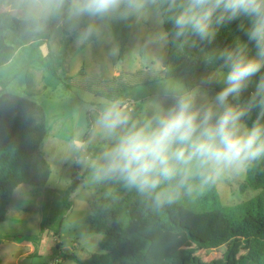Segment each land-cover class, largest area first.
I'll list each match as a JSON object with an SVG mask.
<instances>
[{
	"label": "rangeland",
	"instance_id": "rangeland-1",
	"mask_svg": "<svg viewBox=\"0 0 264 264\" xmlns=\"http://www.w3.org/2000/svg\"><path fill=\"white\" fill-rule=\"evenodd\" d=\"M2 12L19 17L13 11L12 0H0ZM90 23L98 26L99 37L83 44L76 38L66 50L63 72L69 77V88L40 64L46 53L45 44L22 47L0 70V93L27 97L43 109L47 128L40 149L50 168L44 186L21 184L15 189L5 219L0 222V264H75L64 254L73 253L84 260L97 252L100 235L93 231L94 210L110 207L117 200L122 182L95 179L91 161L110 144L95 128L99 110L106 102L120 99L127 104L133 119L149 117L157 106L167 108L174 92L196 87L201 78L212 72L206 62H189L185 66L184 61L190 59L181 46L185 39H174L169 34V42L163 47L145 45L148 36L164 31L159 7L127 21L85 18L78 28L72 29L63 20V27L71 33ZM222 30L220 35L224 37ZM197 47L200 55L205 53L201 46ZM202 65L207 70L199 71ZM26 73L31 82L25 80ZM28 84L29 94L25 92ZM220 87L213 84L202 91L211 97ZM73 175L76 189L70 195L69 210L62 213L59 198L69 188ZM215 183L219 200L226 207L247 201L259 191L247 183L246 171L224 174ZM45 191L55 194H51L55 198L53 206H48L53 210L47 213L57 220L40 233ZM168 241L171 250L192 246L179 236H171ZM225 249L222 245L199 250L194 256L204 263L221 264L226 261ZM244 252L237 249L235 257Z\"/></svg>",
	"mask_w": 264,
	"mask_h": 264
},
{
	"label": "clouds",
	"instance_id": "clouds-1",
	"mask_svg": "<svg viewBox=\"0 0 264 264\" xmlns=\"http://www.w3.org/2000/svg\"><path fill=\"white\" fill-rule=\"evenodd\" d=\"M163 3L171 13L174 39L191 36L211 45L225 25L240 20L237 27L246 40L209 54L206 62L213 71L196 87L174 92L170 105L157 106L149 117L133 119L120 99L99 110L95 128L110 144L91 161L95 179L122 181L157 205L191 192L196 180L203 187L264 159V0H12L13 11L34 31L56 18L72 29L85 18L127 21ZM99 35L90 23L77 42ZM168 42L169 33L159 31L145 45ZM213 84L221 87L209 97L202 89Z\"/></svg>",
	"mask_w": 264,
	"mask_h": 264
},
{
	"label": "trees",
	"instance_id": "trees-1",
	"mask_svg": "<svg viewBox=\"0 0 264 264\" xmlns=\"http://www.w3.org/2000/svg\"><path fill=\"white\" fill-rule=\"evenodd\" d=\"M158 7L164 31L172 34L174 27L167 3ZM241 22L225 25L222 33L226 35L221 37L219 32L211 45L191 36L182 38L185 43L181 46L190 58L184 61L185 66L188 67L189 62L203 64L214 51L231 47L238 39L246 40L237 27ZM78 34L79 31L70 33L64 29L63 18L52 19L44 29L34 31L19 17L2 12L0 70L22 47L45 44L46 53L40 64L69 88V77L64 74L63 65L66 50ZM197 46L205 51L203 59ZM193 56L197 57L193 59ZM199 69L207 70L203 65ZM209 69L213 71V66L210 65ZM28 78L26 73L25 80L31 82ZM26 89L29 94V84ZM248 94L245 93V99ZM252 119H255V113ZM46 128L45 114L39 104L27 97L0 93V222L4 221L7 207L19 185L42 187L47 181L50 168L40 149ZM246 180L253 188L259 189L258 193L247 201L227 207L219 200L215 182L201 187L196 180L191 192L181 191L171 203L161 205L121 182L115 196L117 200L108 208L96 207L94 210L93 231L100 235L98 251L84 260L73 253L64 254V257L75 264H216L204 263L194 256V252L225 245L226 261L221 264H264V159L253 162L246 171ZM76 184L73 175L69 188L59 198L62 213L71 206L70 195ZM51 194L55 195L45 191L42 197L40 233L51 228L52 222L57 220L55 215L50 214L49 218L47 213L53 210V207L48 209L55 199ZM171 236H179L182 241L186 239L192 246L171 250L168 241ZM237 249L245 250L238 258L235 257Z\"/></svg>",
	"mask_w": 264,
	"mask_h": 264
},
{
	"label": "crops",
	"instance_id": "crops-1",
	"mask_svg": "<svg viewBox=\"0 0 264 264\" xmlns=\"http://www.w3.org/2000/svg\"><path fill=\"white\" fill-rule=\"evenodd\" d=\"M8 208V207H7Z\"/></svg>",
	"mask_w": 264,
	"mask_h": 264
}]
</instances>
